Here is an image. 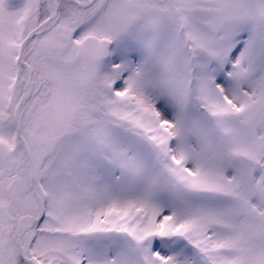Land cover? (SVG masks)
<instances>
[{"label": "snow or ice", "instance_id": "6c2138e0", "mask_svg": "<svg viewBox=\"0 0 264 264\" xmlns=\"http://www.w3.org/2000/svg\"><path fill=\"white\" fill-rule=\"evenodd\" d=\"M0 264H264V0H0Z\"/></svg>", "mask_w": 264, "mask_h": 264}]
</instances>
